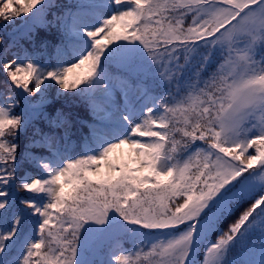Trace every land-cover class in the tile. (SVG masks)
Segmentation results:
<instances>
[{
    "label": "snow or ice",
    "instance_id": "6c2138e0",
    "mask_svg": "<svg viewBox=\"0 0 264 264\" xmlns=\"http://www.w3.org/2000/svg\"><path fill=\"white\" fill-rule=\"evenodd\" d=\"M0 264H264V0H0Z\"/></svg>",
    "mask_w": 264,
    "mask_h": 264
}]
</instances>
